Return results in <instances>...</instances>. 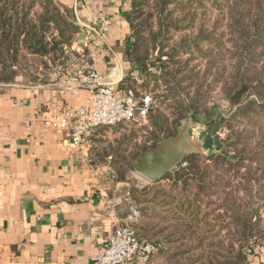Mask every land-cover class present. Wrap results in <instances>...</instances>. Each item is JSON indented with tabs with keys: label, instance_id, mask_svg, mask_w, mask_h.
<instances>
[{
	"label": "rangeland",
	"instance_id": "1",
	"mask_svg": "<svg viewBox=\"0 0 264 264\" xmlns=\"http://www.w3.org/2000/svg\"><path fill=\"white\" fill-rule=\"evenodd\" d=\"M39 1L35 0L31 19L42 11ZM160 1L139 0L141 3L135 6L132 16L136 33L142 36L137 54L145 70L144 78L139 76L129 87L140 94L150 93L154 97V109L144 121L119 123L111 126L106 134H97L98 146L94 147L93 154L99 165L125 180L120 181L125 183L121 187L124 192L130 194L133 188L138 189L134 206L143 212L140 221L133 224L138 234L149 240L168 236L172 241L171 251L179 255L170 257V252L159 255V264H223L232 243L236 253L240 248L238 241L244 239L252 238L247 242L249 247L264 244V87L260 88L261 95L253 91L246 94L242 102L244 109L233 106L226 97V87L233 83L240 62L250 74L264 78V45L259 44L256 51L248 54L242 51L238 31L232 26L238 15L232 6L240 0H168L164 12L169 20L163 33L165 47L153 48L152 36L162 34ZM78 33L79 28L67 30L66 39L71 36V45H80ZM198 35L201 37L197 38ZM182 42L173 52L174 60L168 61L172 47ZM162 60L164 63L159 65ZM18 69L17 82L21 84L45 81L56 73L45 67L44 60L33 56L21 58ZM195 112L200 122L182 119L177 123L181 116ZM186 122L190 123L192 134L203 139L211 137L219 142L221 150H208L193 165L181 163L179 171L176 168L163 176V183L145 189L151 182L134 171L132 161L163 137L176 134ZM191 172H201L204 177L200 182L201 194L204 204H211L204 213L218 210V205L231 206L232 200L240 205L234 227L224 230L225 247L218 245L209 249L212 255L196 245L197 241L184 243L185 217L171 212L167 206L172 195L184 190V181L180 179ZM192 183L193 188L202 186L199 181L192 180ZM129 194L127 197L131 198ZM220 213L212 212V215ZM248 217L253 221L247 222ZM220 235L214 231L218 242H221ZM242 258H229V262L248 264L245 249Z\"/></svg>",
	"mask_w": 264,
	"mask_h": 264
},
{
	"label": "crops",
	"instance_id": "2",
	"mask_svg": "<svg viewBox=\"0 0 264 264\" xmlns=\"http://www.w3.org/2000/svg\"><path fill=\"white\" fill-rule=\"evenodd\" d=\"M59 1L80 26V45L72 46L80 57L69 68L51 65L56 73L45 81L0 80V264H94L114 229L134 224L125 183L93 154L96 135L111 127L99 128L81 151L67 130L44 123L85 104L93 94L91 70L101 83L132 88L124 83L132 69L125 45L132 30L124 16L131 0ZM104 21L109 32L97 41L84 26Z\"/></svg>",
	"mask_w": 264,
	"mask_h": 264
},
{
	"label": "trees",
	"instance_id": "3",
	"mask_svg": "<svg viewBox=\"0 0 264 264\" xmlns=\"http://www.w3.org/2000/svg\"><path fill=\"white\" fill-rule=\"evenodd\" d=\"M27 1L28 0H0V80L5 82L14 81L18 77V63L23 57H38L44 60V65L48 69L52 68L51 65L62 66L63 69H65L70 65V62L74 58H79L81 55L73 49V45H71L72 39H70L71 36L69 35L68 39H66L67 30L71 31L74 28H79L80 32V26L72 19L69 9L59 0H40L39 3L42 11L39 12L36 10V12L38 11L37 16L35 19H31L30 15L32 11L34 12V6H36L37 3H35V0H29V3ZM167 2L168 0H162L158 4L159 13L161 15L160 30L162 34H160L161 37L158 34L152 36L153 48L161 46L162 49H164L165 47L163 43V33H165L164 30L169 26L168 16H165L164 14ZM140 3L139 0H131L130 9L124 12V16L129 21L132 30L131 35L125 41L126 53L132 66L131 73L137 72L136 77L129 73L125 78L124 83L126 86H133L136 80L138 81L139 76L144 78L143 70H145V67L143 65L145 64H143L141 58H139V55L137 54L142 36H139L136 33V27L134 20L132 19L133 12L136 11L135 6ZM232 10L238 14L234 19L232 26L238 31V38L242 51L244 54L256 51L259 44L264 45V0H259L258 3H255L254 0H240L232 6ZM14 30L16 32L13 33ZM200 33L202 32L200 31ZM200 37L201 35L197 36V38ZM181 45H183V42L172 47L171 51L168 53L171 56L168 61L174 60L175 55L173 52H175V50ZM82 54H84V57H82L83 59L87 54L84 47L82 48ZM163 63L164 61L162 60L159 65H162ZM163 68H166V66H163ZM164 76L167 78L166 74H164ZM261 87H264V78H261V75L259 74H250L247 66H244L243 62L242 64L240 62L239 71L234 77L233 83L226 87V97L233 106H239V109H244L245 107L242 105V102L246 94L253 91L256 94L261 95V93H263V91L260 90ZM138 92L139 91H136L137 95L140 97L143 93L141 92L140 94ZM154 103L155 101L153 97V106L150 113H152L154 109ZM193 109L194 107L190 110L193 111ZM186 111L189 112V109ZM197 116V112L190 116H181L177 119V123H181L182 119H191L196 123L200 122ZM204 140L208 150H212L213 148L218 151L221 150L222 147L219 142H216V140H213L211 137ZM200 156V154L186 156L182 163L190 162V165H193L195 164L194 160L198 159ZM214 157L219 156L214 155ZM180 166L176 171H179ZM188 174L190 175V178L189 175H185L180 179L184 181V190L180 191L179 194L177 193L178 195H172V197L169 198V202H167V206L171 212L178 213L185 217V220H183L185 231L184 243H189L193 240L197 241L196 245L204 248L207 253L212 255L209 251L214 246L221 245L225 247L224 244L226 241L224 240L225 235H223L225 232L224 230H230V227H234L235 219H237L236 211L239 212L240 205L232 200L231 206L223 204L221 206L218 205L216 206L218 207V210L215 209L214 211L204 213L205 209L210 207L211 204H204V196L201 194L203 184L200 182L204 179L203 174L201 172H191ZM115 180L125 181L120 180L116 176ZM192 180L199 181L202 186H199V188H193ZM163 182V178L159 181L151 182L146 184V186H149H145V189L155 187ZM137 192V188H133L132 193L130 192L131 198L129 202L131 205H136ZM218 211H221L222 213L219 215H212V212ZM250 213L251 212L247 214ZM254 213L255 212H253V216ZM250 221H253V218L248 217L247 222ZM168 227H171V224H169ZM214 231L221 234L219 237L221 238V242L217 241L218 238L217 236H214ZM139 236L144 240H149L143 237L140 233ZM251 239L252 238L244 239V241L240 239L241 241H238L240 242V248L237 253L234 251L235 249L232 243V248L227 250L230 251V254L225 257L223 256V264H231L229 258L233 259V257L242 260V253L247 246V242ZM152 241H159L165 245V249H163L158 256H166L169 252L171 255L170 257L179 255V253L175 252L174 254L171 251L170 245L172 241L168 236L163 239L160 238Z\"/></svg>",
	"mask_w": 264,
	"mask_h": 264
},
{
	"label": "built area",
	"instance_id": "4",
	"mask_svg": "<svg viewBox=\"0 0 264 264\" xmlns=\"http://www.w3.org/2000/svg\"><path fill=\"white\" fill-rule=\"evenodd\" d=\"M84 28L89 35L101 41L108 34L110 23L104 21L99 27ZM87 82L93 94L85 104L76 109L66 108L58 117L44 118L46 125L67 130L77 150L83 151L92 144L95 132L101 127L140 122L150 115L153 106L150 93L139 97L133 88L119 90L101 83L97 70L89 72ZM141 217V210L134 208L131 215L134 223ZM163 249L165 245L162 242L142 239L133 224H121L109 235L94 264H153ZM245 254L248 264H264V244L247 246Z\"/></svg>",
	"mask_w": 264,
	"mask_h": 264
},
{
	"label": "water",
	"instance_id": "5",
	"mask_svg": "<svg viewBox=\"0 0 264 264\" xmlns=\"http://www.w3.org/2000/svg\"><path fill=\"white\" fill-rule=\"evenodd\" d=\"M189 126L186 122L176 134L163 137L154 147L141 153L131 163L134 171L149 182H156L178 168L186 156L208 153L205 140L192 134Z\"/></svg>",
	"mask_w": 264,
	"mask_h": 264
}]
</instances>
